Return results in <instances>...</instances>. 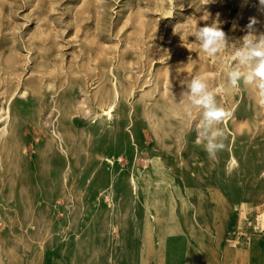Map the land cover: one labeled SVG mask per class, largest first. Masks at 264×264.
I'll return each mask as SVG.
<instances>
[{
  "label": "rangeland",
  "instance_id": "374dc122",
  "mask_svg": "<svg viewBox=\"0 0 264 264\" xmlns=\"http://www.w3.org/2000/svg\"><path fill=\"white\" fill-rule=\"evenodd\" d=\"M217 14L230 41L264 21L259 0H0V264H264V104L216 95L214 159L177 104L197 75L227 87L234 50L192 35Z\"/></svg>",
  "mask_w": 264,
  "mask_h": 264
},
{
  "label": "clouds",
  "instance_id": "9594fccd",
  "mask_svg": "<svg viewBox=\"0 0 264 264\" xmlns=\"http://www.w3.org/2000/svg\"><path fill=\"white\" fill-rule=\"evenodd\" d=\"M260 9L264 14V0H259ZM264 21L253 17L247 25L245 35L235 40H229L222 30L219 14L210 24L197 27L192 33L202 51L209 57H217L222 50L232 48L234 54L226 65L227 87L221 86L211 90L207 77L197 75L186 84V91L181 93L183 112L189 118L194 109L202 110L201 118L195 123L197 143H202L210 159L226 149L225 132L219 125L230 116V113L217 104L218 93L228 90H238L241 84L252 86L256 90L257 99L264 104ZM235 27V26H234ZM188 59H191L189 56ZM234 161L226 166V174L232 171Z\"/></svg>",
  "mask_w": 264,
  "mask_h": 264
}]
</instances>
